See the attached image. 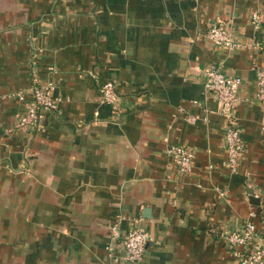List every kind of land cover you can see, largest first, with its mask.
I'll return each mask as SVG.
<instances>
[{"label":"crops","instance_id":"0c3cea01","mask_svg":"<svg viewBox=\"0 0 264 264\" xmlns=\"http://www.w3.org/2000/svg\"><path fill=\"white\" fill-rule=\"evenodd\" d=\"M253 11L264 0H0V264H233L223 233L246 222L264 233ZM218 21L241 47L206 37ZM210 67L240 76L249 101L234 109L235 172L223 167L221 103L203 88ZM34 78L60 100L28 134L14 120ZM107 80L117 110L100 101ZM173 145L193 151L189 173ZM113 225L149 232L140 260L110 257Z\"/></svg>","mask_w":264,"mask_h":264},{"label":"built area","instance_id":"2783aa9c","mask_svg":"<svg viewBox=\"0 0 264 264\" xmlns=\"http://www.w3.org/2000/svg\"><path fill=\"white\" fill-rule=\"evenodd\" d=\"M264 17V11H253L250 15V23L254 29L259 27L260 19ZM206 37L217 47H225L234 50L242 46L233 35L230 28L224 27L221 22L209 25ZM203 88L221 103V115L225 126L223 132V145L226 158L223 167L230 172L237 171L240 156L244 150L240 135V126L234 116L235 107L242 101L248 103V98L240 95L242 78L237 75L224 73L218 67L206 68L202 71ZM256 98L264 109V67L256 69ZM100 101L117 110L119 106V94L115 84L111 80L100 84ZM59 98L54 96L50 83L41 82L34 78L29 89V98L24 103L21 113L14 120V127L28 134L36 131L45 111H55ZM187 120L192 121V117ZM169 154L178 173L187 174L192 169L193 151L184 145H173ZM225 247L233 256V264H264V233H261L253 222H246L233 231L223 233ZM152 238L145 229L132 225L122 233L117 225L111 227V233L105 245L110 254L119 249L121 257L113 256L115 260L133 263L140 260L146 249V245Z\"/></svg>","mask_w":264,"mask_h":264},{"label":"water","instance_id":"95a60500","mask_svg":"<svg viewBox=\"0 0 264 264\" xmlns=\"http://www.w3.org/2000/svg\"><path fill=\"white\" fill-rule=\"evenodd\" d=\"M250 197H251V199H253V198H254L252 195H251Z\"/></svg>","mask_w":264,"mask_h":264}]
</instances>
